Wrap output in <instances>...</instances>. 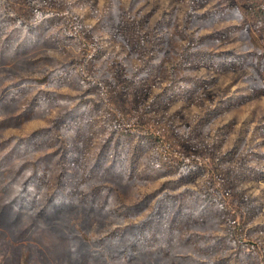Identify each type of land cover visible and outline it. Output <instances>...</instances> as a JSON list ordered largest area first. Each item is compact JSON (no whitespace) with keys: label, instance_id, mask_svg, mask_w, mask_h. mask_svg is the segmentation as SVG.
<instances>
[{"label":"rangeland","instance_id":"1","mask_svg":"<svg viewBox=\"0 0 264 264\" xmlns=\"http://www.w3.org/2000/svg\"><path fill=\"white\" fill-rule=\"evenodd\" d=\"M0 264H264V0H0Z\"/></svg>","mask_w":264,"mask_h":264},{"label":"trees","instance_id":"2","mask_svg":"<svg viewBox=\"0 0 264 264\" xmlns=\"http://www.w3.org/2000/svg\"><path fill=\"white\" fill-rule=\"evenodd\" d=\"M25 190H26V189H23L21 192H22V193H25Z\"/></svg>","mask_w":264,"mask_h":264}]
</instances>
